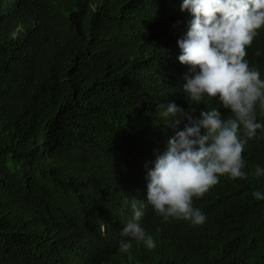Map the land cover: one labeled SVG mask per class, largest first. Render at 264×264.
Returning <instances> with one entry per match:
<instances>
[{"label":"trees","instance_id":"trees-1","mask_svg":"<svg viewBox=\"0 0 264 264\" xmlns=\"http://www.w3.org/2000/svg\"><path fill=\"white\" fill-rule=\"evenodd\" d=\"M182 2L0 0V264H264V199L252 195H264V129L238 131L246 179L221 176L193 198L203 224L146 200L170 103L234 118L217 99H186ZM246 59L264 79V29ZM133 198L156 247L121 253Z\"/></svg>","mask_w":264,"mask_h":264},{"label":"clouds","instance_id":"clouds-1","mask_svg":"<svg viewBox=\"0 0 264 264\" xmlns=\"http://www.w3.org/2000/svg\"><path fill=\"white\" fill-rule=\"evenodd\" d=\"M181 11L192 17L185 37L178 40L179 62L189 67L182 85L186 99L197 104L205 96L217 99L234 118L224 119L217 108L196 116L189 105L185 109L170 103L161 115L173 118V135L148 171L146 200L165 220L201 225L205 216L193 207V198L203 197L221 176L246 179L242 168L247 141L238 131L242 126L244 135L253 139L264 129L256 120L257 106L264 110V79L246 59L247 48L264 29V0H183ZM262 174L264 169L257 167L256 175ZM252 195L264 199L259 191ZM143 206L142 200L132 199L134 219L122 230L130 239L120 242L121 253L130 251L132 240L150 250L156 247L138 223Z\"/></svg>","mask_w":264,"mask_h":264}]
</instances>
